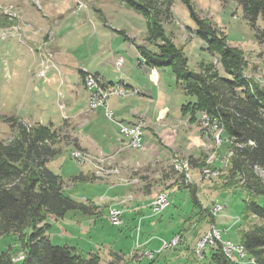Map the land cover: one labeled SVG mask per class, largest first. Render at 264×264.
<instances>
[{
    "label": "rangeland",
    "instance_id": "374dc122",
    "mask_svg": "<svg viewBox=\"0 0 264 264\" xmlns=\"http://www.w3.org/2000/svg\"><path fill=\"white\" fill-rule=\"evenodd\" d=\"M82 1L0 0V139H5L13 134L11 123L5 118L3 119L2 116L18 118L27 125L37 123V121L32 122L27 118H23L24 116H30V114L33 116L42 115L43 118H46L44 119L46 121L55 119L57 121L58 115L61 116L62 106L56 101L52 103V99L56 95L57 90L62 85L64 86L66 77L61 71H58L59 68H52L51 70L46 68L45 71V69L41 70V67H45L43 66V61L47 59L49 64L53 62V64H60L66 69L72 68L73 57L70 55L79 47L81 39L78 35H92L91 33L94 29L93 23L80 24L79 16H86L85 13L89 11L91 15L97 18L100 13L88 6L87 2L93 4L94 1L108 0ZM110 1L115 4L122 1L121 3L130 7L126 0ZM172 2L168 12L169 15L171 14L170 20L166 19L162 23L163 35H169L172 43L185 52L189 58L188 64L190 67L199 69L198 66L204 63V65H212L221 74H226L221 63V54L217 51L212 54L211 50L206 48V42L196 35L197 23L184 3L186 0H172ZM187 2L192 4L194 15L196 14L205 22L213 24L215 30H219H217L218 33L216 34L223 36L228 45L239 51L246 75L252 77L259 85L264 86V76H262V73H264V47L258 42L255 31L248 23V20L244 18L242 7L233 1L222 3L220 0H187ZM130 9V14L121 12V8L117 12L114 11L110 14L112 19L115 21L120 20L121 24H128L130 27L135 25L137 30L135 33L145 35V39H147V19L145 15L132 7ZM96 21H99L98 18ZM257 24L260 27L264 26V18L262 16L257 18ZM108 26L109 32L113 35L112 25ZM116 34L123 35V32L118 31ZM61 35L64 36L60 37ZM47 38L51 39L50 43H47ZM147 40L152 42L149 39ZM57 50L62 51L63 56L61 54L54 56V52L57 53ZM203 54L204 57L202 56ZM201 56L202 58H200ZM167 69L170 71L169 68ZM43 73L44 75H41ZM51 75L54 79L49 83L47 81V84L44 83L40 87L37 79L39 78L43 82ZM171 75L173 77L172 73ZM44 86L46 87L44 91L46 97L43 98L44 104L41 103V109L36 110L35 105L31 103L28 96L32 90L35 98L38 97L39 99L41 95L36 94L39 89L43 91ZM86 88L89 90L88 87ZM121 92H127L126 95L135 93L134 91L128 93L130 92L129 89L119 84H114V93L119 94ZM187 96L189 99L193 98V96ZM185 98L180 88L172 80L170 103L172 115L177 114L176 116L180 117V104ZM198 115L199 118L194 121H190L188 115H183L186 116V120L183 117L175 121L173 126L176 128L178 135L193 134L195 135H192L194 139L198 133L201 137L202 134L215 136L219 133L220 142L214 140L213 137H209L207 144L199 142L197 139H192L193 142L187 150H171L167 159H159L154 155H148L146 157L148 162L144 169H141L142 167H130L127 169L130 171L128 174L124 173L123 164L118 158V153L127 147L142 150L145 146L139 148L128 143L120 144L121 146H118L114 153L94 152L79 145L78 138L75 135L76 132L68 121L64 120L60 124L54 123L55 127H60L58 130L60 137L57 138L55 144V146L60 148V152L49 160L54 159L49 166L55 168L61 159L66 157L70 159L69 161H72V163L68 162L64 166L67 172H76L83 166L86 173L89 174V178L103 181L108 187H113L117 184L132 187L128 192L106 194L108 207L116 205L122 208L121 206L125 201L134 200L136 196L135 188L139 185L143 188L152 187L155 193L154 196L148 201H142L139 206L149 208L153 214H161L160 217L164 220L159 231H157L159 234L156 235V238L161 239L162 242L158 247L159 249H146L142 253V256L149 257L151 255V261L154 259L155 254L157 255L159 252L167 250L161 257L158 255L156 264H177L172 263V261L179 262L182 254L185 257L186 251L182 249H185L190 244L193 245L194 254L198 255L196 252L197 242L201 240L205 233L212 230V225L219 229L218 238L221 239L220 243L223 250V246H231L229 242L240 243L237 234L240 236L242 230L261 225V221L253 215L245 217L243 214L244 200L253 197L243 187L239 176H232L229 171V159L232 155V149L227 141L228 139H225L222 126L215 118L206 116L205 113ZM136 122L141 123L143 127L145 125L144 119ZM43 124H47V122ZM215 125L217 126L216 128ZM73 138L77 139L78 147L72 143L71 140ZM75 156H80V160ZM256 173L264 184V169L256 168ZM73 177L71 175L69 178L73 180ZM72 180H64L65 185L74 184L77 179L71 182ZM66 186L64 187L68 190ZM169 189L175 192L169 198L170 206L166 208L168 204L165 207L166 209L154 211L151 207V202L155 195L166 191L168 196L170 194ZM192 194L194 195L192 196ZM258 200L260 202L264 201L262 197H259ZM190 203L191 211H189ZM217 204H223V209L221 212L213 211L212 214V209H215ZM226 209L231 213V220L237 224L236 227L231 228L228 234L224 235L226 237L224 239L222 232L227 233L228 229L226 227L223 229L221 225L217 226L214 220L220 215H226ZM237 212L240 215H236ZM210 215L211 217H209ZM204 216L211 218L210 223L204 232L199 233L201 229L199 221ZM233 216L236 217L232 219ZM49 217L46 218L47 222H49ZM122 221L124 222V218ZM123 222L121 225H123ZM114 228L117 231L119 230L118 227ZM138 228L139 226H137ZM168 230H171V233H169L171 238L166 233ZM124 239L126 240L128 237H124ZM172 240L175 241L173 242ZM52 241L55 244L60 242L57 239ZM64 242L62 241V243ZM131 242L133 243L132 239ZM240 245L246 253L244 246L241 243ZM207 246L203 249V256L206 254ZM8 248H10L12 253L14 264H17L22 259L20 257L23 254L25 255L17 236L3 235L0 237V249L6 250ZM165 255L170 257L171 263L164 260ZM130 256L138 260L141 254H130ZM242 259L239 264H253L252 262L254 261L251 259V262L247 256ZM114 260L116 262H108L107 264H129L130 261L129 258L125 259L124 256L118 254H115ZM137 260H133V262L136 263Z\"/></svg>",
    "mask_w": 264,
    "mask_h": 264
},
{
    "label": "trees",
    "instance_id": "16d2710c",
    "mask_svg": "<svg viewBox=\"0 0 264 264\" xmlns=\"http://www.w3.org/2000/svg\"><path fill=\"white\" fill-rule=\"evenodd\" d=\"M220 1H233L242 7L244 18L264 47V26L257 24L259 16L264 18V0ZM126 2L145 15L146 37L155 45L154 50L138 46L144 62L155 67H170L176 83L186 95L193 96L180 106L181 114L194 121L199 118L198 114L205 113L222 126L232 149L229 171L232 176H239L243 187L253 197L244 200L243 214L261 221L259 226L242 230L238 241L244 246L248 259L264 264V201L258 200L259 197L264 199V184L256 173V168L264 169V86L246 75L239 51L216 34L219 30H215L213 24L194 15L192 4L187 0L184 3L197 23L196 35L206 42L212 54L215 51L221 54L226 74L204 63L199 69L190 67L185 52L172 43L169 35H163L162 23L170 20L168 12L172 0ZM84 73L82 71V75ZM2 118L11 123L13 134L0 139V237H18L25 255L17 264H100L98 253L84 256L67 244H54L49 235L48 216L60 218L71 209L91 211L90 207L64 193L62 176L47 165L60 152L55 146L60 127L52 122L27 125L18 118ZM71 141L78 147L76 138ZM79 178L80 175L73 177ZM11 254L10 248L0 249V264H14ZM210 259L214 264H235L224 254L220 241L212 246Z\"/></svg>",
    "mask_w": 264,
    "mask_h": 264
},
{
    "label": "crops",
    "instance_id": "0c3cea01",
    "mask_svg": "<svg viewBox=\"0 0 264 264\" xmlns=\"http://www.w3.org/2000/svg\"><path fill=\"white\" fill-rule=\"evenodd\" d=\"M79 2L83 1L79 0ZM121 2H116V4L110 0L94 1L93 4L87 2L88 6L100 13L97 17L99 21H96L97 18L91 15L89 11L85 13L86 16L78 15L80 24L86 22L88 24L93 23L94 29L91 33L92 35H78L81 40L78 49L74 50L70 55L73 57L71 69L63 68L60 64H53V62L49 64L47 59H44L43 66L45 67H41V70L45 69L46 71V68H50V70L52 68H59L60 70L58 69V71H61L66 77L64 86L62 85L57 90L56 95L52 99V103L56 101L62 106V113L61 116L58 115V120L46 121L44 120L46 118H43L42 115L33 116L32 114L23 118H27L32 122H53L56 124H60L66 120L72 124L76 132L75 135L78 138V143L82 148L94 152L114 153L118 146L128 144V138L126 136L125 138L121 137L118 124L107 118L102 106L93 108L89 106V90L85 87L82 71L99 74L107 82L120 83L119 85L122 87L131 88L128 93H132L134 89H138V94L132 93L126 95L127 92H121L119 93L120 96L113 94L107 99L108 106L117 121L129 123L142 119L145 121L143 127V143L145 148L138 150L127 147L118 153V158H120L121 164H123L124 173L128 174L130 171L127 169L130 167H142L141 169H144L148 162L146 159L148 155H154L159 159H167L171 150H187L195 139L207 144L209 138L203 135L201 137L199 133L196 134L194 139L192 137L193 134L178 135L173 123L183 117L185 119L186 116L181 114L179 117L176 116L177 114H171V81L174 80L176 86L180 88L186 97L180 106L189 100V97L176 83L174 73L170 67H155L147 65L144 62L138 46L143 45L146 48L154 50V43L145 39V35L135 33L137 31L135 25H131L130 27L128 24H121L120 20L115 21L112 19L110 13L117 12L120 8L121 12L130 14V7ZM110 24L112 25L111 28L113 27V35L108 30V25ZM118 31L123 32V35H117ZM63 36L61 35L60 37ZM50 41L51 39L47 38V43H50ZM56 54L62 55V51L57 50V53L54 52V56ZM202 56L204 57V54ZM119 59L122 60L120 66L117 64ZM44 73L41 75H44ZM53 79L51 75L47 80H43V82L39 78L37 80H39V86L42 87L44 83L47 84V81L49 83ZM45 90V86L43 91L39 89L40 92L38 91L36 94L41 95L39 99L38 97L35 98L32 90L29 93V100L35 105L36 110L41 109V103L44 104L43 98L46 97ZM34 115L36 114L34 113ZM59 117L61 118L59 119ZM53 160L49 161L47 165L55 173L61 175L63 181L66 179L72 180L69 178L71 175H80V180H75L76 182L69 186H66L64 181L63 191L66 195L90 207L91 211L84 213L78 209H71L60 218L50 216L48 219L51 223L49 230L51 241L57 239L60 242L56 244H67L73 247L75 252L84 256H88L89 253H98L100 264L116 262L114 260L115 254L124 256L125 259L129 258V264H133V260H137L136 258H132L130 254H141L134 264H156L158 255L161 257L167 252V250H163L159 254H155L154 259L151 261L150 257L142 256V253L146 249H159L158 247L162 243L161 239L156 238V235L159 234L157 231H159L164 221L160 217L161 214H153L149 208L139 206L142 204V201H148L154 196L155 193L152 187L143 188L141 185L136 188L133 187L135 188L136 196L134 200H127L122 204L124 222L123 225L116 226L107 217V211L110 206L108 207L107 205L108 199L106 194L128 192L132 187L118 184L108 187L103 181L89 178V174L86 173L83 166L76 172H67L64 166L68 162L72 163V161H69V158H62L55 168L49 166ZM169 190L168 199L171 194L175 193L171 189ZM170 203L169 201V205L166 208L170 206ZM189 211H191V203ZM226 213V215H220L214 220L217 226L221 225L223 229L225 227L228 229L227 233L222 232L224 239H226L224 235L228 234L231 228L236 227L237 224L231 220V213L227 209ZM236 215L240 214L237 212ZM235 217L233 216L232 219ZM210 219L205 216L202 217L199 221V225H201L199 233L207 229ZM137 226H139L138 229ZM114 227H118L119 230H115ZM166 233H171V230L166 231ZM169 235L168 237L171 238V234ZM237 236L239 238L238 234ZM124 237H128V239L125 240ZM62 241L65 242L62 243ZM212 246H207L206 254L199 257L194 254L193 245L190 244L185 249H182L186 251V256L183 257L182 254L179 262L172 261V263L214 264L210 259ZM166 255L164 256V260L171 263L170 257Z\"/></svg>",
    "mask_w": 264,
    "mask_h": 264
},
{
    "label": "built area",
    "instance_id": "2783aa9c",
    "mask_svg": "<svg viewBox=\"0 0 264 264\" xmlns=\"http://www.w3.org/2000/svg\"><path fill=\"white\" fill-rule=\"evenodd\" d=\"M122 63V60L119 59L117 61V64L120 66ZM83 75H89V83H84L85 87H89V106L91 108L96 106H102L105 111V115L108 119L111 121H114L119 126V134L122 138H125V135L129 134V128H136V141L134 143H131V146H137L139 148L144 147L143 143V126L141 123H129V122H123V121H117L113 115L112 110L108 106L107 99L110 95L116 94L114 93V84H120V83H110L105 81L99 74L85 71ZM262 76H264V73H262ZM122 85V84H121ZM124 86V85H123ZM128 88V87H126ZM131 89V88H128ZM135 94H138V89H134ZM119 95V94H116ZM120 96V95H119ZM203 136L209 138L213 137L214 140L220 142V135L219 133L215 136ZM78 160H80V157L75 156ZM166 193V191H164ZM169 204V200H162V197H158L157 200L151 202V207L154 211H160L162 207H166ZM223 209V204L219 206L217 209H212L213 211H220ZM110 222L113 225L121 226L122 219H123V210L120 207H110V212L107 213ZM218 231L214 225H212V231L209 233L208 236H204V238L200 241L199 245V257L203 256V249L207 245H213L217 241H221L220 238H218ZM173 242L175 240H172ZM171 241V242H172ZM170 242V243H171ZM223 252L224 254L232 260L235 264H239L241 258L244 259L246 257V253L243 251L240 243L234 244L231 242V246H223ZM151 255H149L150 257ZM242 259V260H243ZM20 260V259H16ZM251 261V259H250ZM252 262V261H251ZM253 264H256L255 262H252Z\"/></svg>",
    "mask_w": 264,
    "mask_h": 264
},
{
    "label": "bare ground",
    "instance_id": "6f19581e",
    "mask_svg": "<svg viewBox=\"0 0 264 264\" xmlns=\"http://www.w3.org/2000/svg\"><path fill=\"white\" fill-rule=\"evenodd\" d=\"M84 81H85V83H89V75H85V78H84ZM89 88V87H88ZM135 123H139V122H135ZM217 126L215 125V128H216ZM127 138H128V143L131 145V143H134L135 141H136V128H129V134H127V135H125ZM134 147H137V146H134ZM82 156V155H81ZM80 157V156H79ZM158 197H162V200H169L168 199V196H167V194L166 193H164V192H159L158 194H156L155 195V197H154V199H153V201H155V200H157L158 199ZM152 201V202H153ZM219 206H221V204H217L216 205V207H215V209H217V208H219ZM110 207H117V206H110ZM110 207H109V209H108V212H110ZM163 208H165V207H162V209ZM216 212V211H215ZM212 231V230H211ZM211 231H209V232H207V233H205L204 234V236H208L209 235V233L211 232ZM204 236L201 238V240L204 238ZM200 240V241H201ZM200 241L199 242H197V248H196V252H197V254H198V256H199V245H200ZM229 244H231L230 242H229ZM224 245V244H223ZM242 247V246H241ZM242 249H243V247H242ZM244 251V250H243ZM24 257V254L20 257V258H23ZM254 262V261H253Z\"/></svg>",
    "mask_w": 264,
    "mask_h": 264
}]
</instances>
